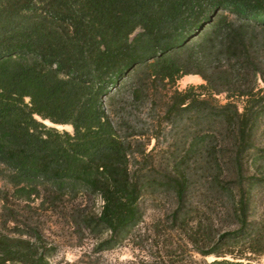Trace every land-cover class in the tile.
Returning a JSON list of instances; mask_svg holds the SVG:
<instances>
[{
	"label": "trees",
	"instance_id": "16d2710c",
	"mask_svg": "<svg viewBox=\"0 0 264 264\" xmlns=\"http://www.w3.org/2000/svg\"><path fill=\"white\" fill-rule=\"evenodd\" d=\"M189 75L202 84L174 89ZM0 183V264H54L37 211L96 253L251 264L264 0H0Z\"/></svg>",
	"mask_w": 264,
	"mask_h": 264
},
{
	"label": "rangeland",
	"instance_id": "374dc122",
	"mask_svg": "<svg viewBox=\"0 0 264 264\" xmlns=\"http://www.w3.org/2000/svg\"><path fill=\"white\" fill-rule=\"evenodd\" d=\"M200 84L202 80L198 76L189 75L180 78L174 89L184 90L188 86ZM216 98L223 101L222 96ZM139 112L143 117L146 114V108L142 107ZM45 123L58 130L71 131L70 126ZM33 216L39 219L48 241L57 247L56 255L52 260L54 264H210L215 260L213 257L203 259L188 251L176 252L167 258L165 256L160 258L154 253L155 250H151L149 244L144 246L143 243L141 246L143 248H140L136 242L129 240H123L112 249L96 253L93 251L94 241L87 235L75 234L64 224L63 217L60 215L37 211ZM251 264H264V253L255 257Z\"/></svg>",
	"mask_w": 264,
	"mask_h": 264
}]
</instances>
